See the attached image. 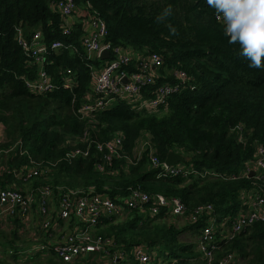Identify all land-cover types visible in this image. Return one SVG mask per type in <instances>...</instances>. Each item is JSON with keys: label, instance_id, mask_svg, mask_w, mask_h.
<instances>
[{"label": "trees", "instance_id": "trees-1", "mask_svg": "<svg viewBox=\"0 0 264 264\" xmlns=\"http://www.w3.org/2000/svg\"><path fill=\"white\" fill-rule=\"evenodd\" d=\"M52 2L0 0V126L5 129L0 148L13 147L0 158V185L22 188L23 171L47 165L48 172L42 168L29 179L34 187L44 183L54 187L94 185L96 191L126 207L120 213L128 212L125 219H118L119 214L103 215L93 228L114 239L111 251L124 248L128 256L120 264H139L133 253L136 245H144L153 253L150 264H207L197 242L204 218L181 226L176 222L158 223L157 219L168 216L164 208L151 214L146 209L126 206L125 199L130 187H139L150 193L177 195L189 211L198 204L213 203L219 220H232L246 210L243 191L264 190V180L243 174L257 145L264 144V68L249 67V61L240 55V45L229 43L223 22L217 20L206 0H77L86 10L83 15L98 13L105 19L107 40L134 54L131 70L136 68L139 56L152 52L162 55L163 63L157 67L153 81L146 84L145 96L155 95L159 85L175 80L169 72L176 67L186 70L189 82L195 85L192 88L186 84L171 93L167 104L158 110L139 109L137 102L121 98L91 116H83L78 108L91 88L90 63L100 66L104 61L101 57H86L82 18L77 17L71 34H63L62 14ZM169 6L171 15L162 17ZM20 26L28 36L40 29L47 42H65L63 47L49 51L44 64L58 84L55 89L35 93L26 87L25 77H36L40 64L19 44ZM170 26L175 28V34ZM67 67L76 77L72 89L62 84ZM238 125L243 128L241 138L234 130ZM86 129L99 140L109 139L116 131L124 134L122 155L105 163L104 170L96 167L103 154L94 147L87 157L67 156L75 147L69 145L67 136L82 135ZM144 134L149 135L162 160L174 150L184 154L185 164L197 171L215 168L220 174L208 177L191 173L190 179L182 175L160 176V168L149 166L146 151L138 156ZM9 220L16 227L10 233L0 231V237L5 235L0 244L6 252H14L12 257L21 254L20 257L27 256L22 263L33 264L30 258L35 254L30 257L27 252L20 253L18 250L26 245L19 246L12 237L27 231L23 230V217L15 215ZM186 231L195 235L194 241L179 239ZM42 234L47 236V230ZM34 236L35 231L27 236L31 242L27 246L37 242L36 238L31 241ZM49 251L56 254L51 247ZM229 251L237 254L235 264H264V220L256 221L233 239L220 240L217 257ZM90 254L87 262L100 264ZM44 261L59 263L53 256Z\"/></svg>", "mask_w": 264, "mask_h": 264}, {"label": "built area", "instance_id": "built-area-1", "mask_svg": "<svg viewBox=\"0 0 264 264\" xmlns=\"http://www.w3.org/2000/svg\"><path fill=\"white\" fill-rule=\"evenodd\" d=\"M87 3L89 6L91 5L89 1ZM52 5L62 14V28L65 35L71 34L77 16L82 18L84 27L82 45L86 57L89 59L101 57L104 61L100 66L93 62L90 63L91 91L85 95L78 108V112L83 116H91L94 112L114 104L121 98L137 102L139 109L145 107L152 111L158 110L159 107L167 104L168 96L171 93L181 90L186 84L192 88L195 87L191 81L189 82L188 72L176 67L169 72L171 76L175 77V80L159 85L155 90V95L145 96L146 84L153 81L157 74V71L155 73L153 70H156L163 63L162 55L152 52L148 55L139 56L136 68L131 70L129 66L134 54L129 49L112 44L106 39L109 31L107 22L102 16L98 13H91L88 17L83 15L86 10L80 7L77 0H53ZM88 12L90 13V11ZM17 38L26 53L40 64L36 77H25V85L28 90L43 93L55 89L58 84L52 74L44 67V64L47 61L49 51L63 47L65 42L62 39L47 42L40 29L33 31L28 36L21 26L18 27ZM104 50L109 51L108 57L102 56ZM62 84L65 88L71 89L76 84V77L71 67L66 68ZM234 130L237 131V136L241 138L242 126L238 125ZM76 136L78 135H68L67 137ZM78 137L80 138L79 143L83 142L85 145L77 144L67 152V156L69 158L79 155L87 157L94 147L103 154L102 159L96 162V167L100 170L105 169V163H111L115 157L121 156L124 150L125 138L121 131H116L112 137L106 140L93 137L90 130L87 129ZM12 148V146L0 148V158L4 157V154H8ZM137 151L139 157L143 152H147L149 166L160 168V176L182 175L190 179L191 173H200L202 176L208 177H215L220 174L215 168H206L199 172L183 162L167 165L166 159L162 160L156 153L149 136L142 138ZM42 168L34 165L22 172V178L29 180L39 174ZM43 169L48 172L47 165ZM243 174H251L259 180H264V144L257 145L254 157L246 161ZM56 189H59L58 192ZM55 194L59 197L58 205L52 207L51 202ZM243 194L247 198L248 207L239 212L232 220L229 218L219 220L213 203H201L189 211L185 201L177 195L168 196L161 192L150 193L139 187L129 188L125 203L129 207L146 209L151 214H156L164 208L168 215L184 216L185 222H196L204 218L206 221L197 236V242L206 263L235 264L237 258L235 251H229L217 257L219 241L233 239L239 232L256 221L264 220V190L253 188L247 192L243 191ZM125 208L122 203L111 196L96 191L94 185L75 189L59 185L54 187L50 183H44L30 191H25L17 186L0 185V220H8L15 215L22 216L23 220L26 221L25 229L32 226L30 219H35V216L37 222L39 221L38 228L40 231L35 233L37 242L31 244L27 249L18 251L34 255L36 252L46 250L48 244L41 240L39 234L44 230L48 232L55 229L56 226L62 225L69 230L63 233L61 239L55 241L54 249L62 260L67 262L86 257L93 252L105 253L112 259V264L121 263L127 258L128 255L123 247H116L111 251L109 246L115 245L112 237L97 233L93 229L103 215H118ZM72 220L73 227L71 225ZM12 253L14 252L12 251ZM133 253L139 264L153 262V253L149 252L144 245H136Z\"/></svg>", "mask_w": 264, "mask_h": 264}, {"label": "clouds", "instance_id": "clouds-1", "mask_svg": "<svg viewBox=\"0 0 264 264\" xmlns=\"http://www.w3.org/2000/svg\"><path fill=\"white\" fill-rule=\"evenodd\" d=\"M224 24L229 43L240 45V55L250 68H264V0H206ZM169 6L163 15H171ZM162 17H158L162 19ZM175 34V28H171Z\"/></svg>", "mask_w": 264, "mask_h": 264}, {"label": "crops", "instance_id": "crops-1", "mask_svg": "<svg viewBox=\"0 0 264 264\" xmlns=\"http://www.w3.org/2000/svg\"><path fill=\"white\" fill-rule=\"evenodd\" d=\"M153 71L156 73V70H153ZM90 91H91V88L89 89V91L87 93H89ZM148 136H149L148 134H144L143 137H148ZM58 198L59 197L57 196V194H55L53 197V200L51 202L52 207H56V205H58ZM185 221H186V219H185ZM24 224H26V221H24ZM38 224H39V221L37 222L36 216H35V219H30V225L33 226L35 233L38 232ZM57 224H58V222H57ZM15 227H16V224L11 222L10 220L9 221L8 220H0V231L5 230L7 233H10ZM23 230H25L24 226H23ZM68 230H69L68 228H66V227L64 228L62 225L61 226L58 225V226H56L55 229L48 231L47 236H45V237H43L42 233L39 234V236H41V238L45 239L43 242L48 244V248L46 250L38 253L37 255H34L35 257L33 256V258H30V260H34V261L42 260V261H44L45 257L53 256L55 260L60 261L62 264H64V263L65 264H89L86 260V259H88L87 257L77 258L72 262H67V261L62 260L61 256L57 252H56V254H52L49 251L50 247L54 249L55 241H58V239H61L63 233L66 231L68 232ZM33 240H35V236L33 237ZM49 245H50V247H49ZM29 246L21 247V249H27ZM24 253H26V252H24ZM5 255H8V252H6ZM3 256H4V254L1 252V244H0V262H2ZM18 257H15V259L18 261H21L22 259L26 258L27 256H25V257L18 256ZM30 257H31V255H30ZM90 257L92 259H94L95 261H98L100 264H112V262H113L112 259L105 254L93 252L90 254ZM116 264H120V263H116ZM122 264H124V263H122Z\"/></svg>", "mask_w": 264, "mask_h": 264}, {"label": "rangeland", "instance_id": "rangeland-1", "mask_svg": "<svg viewBox=\"0 0 264 264\" xmlns=\"http://www.w3.org/2000/svg\"><path fill=\"white\" fill-rule=\"evenodd\" d=\"M4 132H5V129H4L3 126H1L0 127V136L1 135H4ZM67 139H68L69 145H72V146H76L77 144H79V141H80V138L78 136L71 137V138L67 137ZM21 185L23 186L22 189L25 190V191H30V190H32V189H34L36 187V186L35 187L33 186V180H29V181L23 180V182H21ZM58 185L59 186H66V185H63V184H58ZM71 188H75L76 189V188H81V186L71 187ZM58 190L59 189H57L56 191L58 192ZM127 216H128V212L125 211L121 215L119 214L117 217H118V219L123 220ZM155 222H158V223H161L162 222L163 224L164 223L169 224L171 222H176L178 224V226L184 225L186 223L185 222V219H184V216L176 217L174 215H168L167 217H165L163 219H157ZM33 232H34L33 227L30 226L29 228H27V231L24 233L25 235L24 234H21V236L18 235L17 237H14V235L12 234L13 235L12 237L15 239V243L17 242V244H19V246H21L20 244H22L23 246L24 245L27 246L29 243H31L30 240L27 238V236H31V234ZM4 236L5 235H2L0 238H2L3 240H5V237ZM195 238H196L195 235H192V233L190 231L183 232V233H181L179 235V239L181 241H194ZM31 241L33 242L34 240L32 239ZM1 252L4 254V256L2 257V259H3L2 262L3 263H5V264H24L21 261H18L15 258L12 257L13 256V255H11L12 254V251H10V252L8 251V255H5L6 249H5V247H4L3 244H1ZM161 253H163V252H161ZM20 255L21 254H19V256ZM35 255H37V254H35ZM164 257H166V256L164 255ZM2 262H0V264H3ZM58 262L59 263H56V264H62L60 261H58ZM156 262H158V258L156 259ZM33 264H47V262L42 261V260H39V261H35Z\"/></svg>", "mask_w": 264, "mask_h": 264}, {"label": "water", "instance_id": "water-1", "mask_svg": "<svg viewBox=\"0 0 264 264\" xmlns=\"http://www.w3.org/2000/svg\"><path fill=\"white\" fill-rule=\"evenodd\" d=\"M102 56L108 57L109 51L108 50L102 51ZM186 161H187V157L184 154H182L180 152H176L174 150H171L166 157L167 165H174V164L179 163V162L185 163Z\"/></svg>", "mask_w": 264, "mask_h": 264}]
</instances>
